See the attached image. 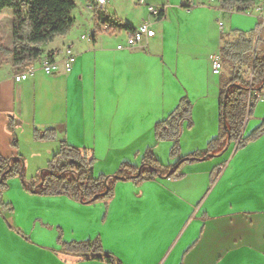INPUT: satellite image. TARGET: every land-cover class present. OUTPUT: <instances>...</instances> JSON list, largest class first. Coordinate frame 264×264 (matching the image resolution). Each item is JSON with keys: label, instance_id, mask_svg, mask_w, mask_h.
<instances>
[{"label": "crops", "instance_id": "obj_1", "mask_svg": "<svg viewBox=\"0 0 264 264\" xmlns=\"http://www.w3.org/2000/svg\"><path fill=\"white\" fill-rule=\"evenodd\" d=\"M75 1V26L42 46V56L31 65L37 67L34 75L18 81L15 77L25 69L16 71L10 58L0 65V155L23 156L28 180L38 177L36 170L48 165L63 141L94 151L95 176L116 170L121 162L141 166L144 152L153 146L162 164L175 165L178 158L169 157L173 142L156 143L155 125L184 95L193 103L194 125L182 133L181 154L206 148L218 136L220 113V74L212 71L210 57L219 55L227 25L255 27L256 18L262 19L255 9L261 2L248 5V13L238 4L242 14H234L235 5L218 0H145L139 21L128 23L137 28L150 21L155 35L142 47L119 49L126 30L118 38L97 31L91 38L77 36L79 26L101 28L94 6ZM148 5L164 7V19L151 14ZM0 45L13 46L11 9L0 13ZM68 48L76 53L70 72ZM49 56L58 64L55 74L40 66ZM11 116L18 148L12 146ZM263 120L264 94L244 135ZM34 128H53L57 137L36 140ZM236 147L233 142L224 153L186 163L180 178L140 185L118 180L108 202L35 194L13 177L2 197L14 212L0 214V264H111L65 261L57 253L60 232L66 242L99 238L122 264H264V134Z\"/></svg>", "mask_w": 264, "mask_h": 264}, {"label": "trees", "instance_id": "obj_2", "mask_svg": "<svg viewBox=\"0 0 264 264\" xmlns=\"http://www.w3.org/2000/svg\"><path fill=\"white\" fill-rule=\"evenodd\" d=\"M87 1L95 7L100 22L126 30L128 34L136 31L130 23L104 12L96 4V0ZM255 1L220 0L224 6L242 4L243 7H249L248 5ZM75 8V0H0V13L4 9H11L13 15V46L8 49L0 45V65L10 58L16 71L31 67L42 56L43 45L70 32L75 22L73 16ZM159 9L157 18L161 20L165 17V9L164 7ZM222 40L219 55L226 71L222 70L220 73L219 132L206 148L186 156L181 154L182 133L185 128L194 125L193 103L187 95H184L174 111L155 125L157 143L173 142L170 153L172 158H178L175 165H163L156 157L153 146L144 152L142 162L144 166L141 170L140 166L123 162L115 174L96 177L94 151L90 148L75 147L63 141L60 150L49 161L41 176L28 180L23 156L0 155V214L6 217V213L14 212L13 206L6 204L2 198L9 187V180L13 177H19L25 188L35 194L66 195L83 203L108 202L114 197V187L118 180H132L140 185L146 180L163 176L180 178L183 175L182 167L186 163L209 159L221 153L227 146L229 134L231 143L237 144L236 150L261 137L264 134V120L248 136L244 135V130L247 120L254 115L255 106L264 94V48L262 47L264 25L262 26L260 22L253 29H233L222 34ZM49 58L54 60L53 56ZM232 84L236 85L228 89ZM9 128L14 136L12 146L18 148L19 139L15 131L14 116L10 118ZM33 134L36 140H53L57 137V131L53 128L47 130L34 128ZM220 174L219 168L215 174H212L211 182L214 183ZM42 178L44 182L39 185ZM8 224L14 228L10 222ZM58 243L61 248L57 253L65 261L96 259L111 264H122L117 256L104 249L99 238L66 242L60 232Z\"/></svg>", "mask_w": 264, "mask_h": 264}, {"label": "built area", "instance_id": "obj_3", "mask_svg": "<svg viewBox=\"0 0 264 264\" xmlns=\"http://www.w3.org/2000/svg\"><path fill=\"white\" fill-rule=\"evenodd\" d=\"M140 3H145V0H139ZM96 4H103V6L108 7L109 0H96ZM252 6V5H251ZM250 7H242L243 11H250L252 8ZM95 8V7H94ZM255 9L261 13V18L264 19V5H257ZM148 10L151 14L157 16L160 12V9L155 7L154 5H148ZM100 28H103L105 31H114L119 28L113 27L110 24L102 23L99 21ZM138 30V37H131V34H127L126 43L119 44V49L124 48H134V47H142L146 44V40L155 35V30L150 21L143 22L140 26L136 28ZM91 38L92 36L83 35L82 38ZM211 63H212V71L216 74H220L223 70V64L220 59V55H211ZM76 59V56L73 54L72 49L68 48L67 57L65 61L66 71L70 72L72 70V65ZM41 68L47 72L48 74H55L58 71V64L55 60H51L50 58H46L41 61ZM37 67L31 66L27 68L22 73L18 74L15 78L20 81L22 79H26L35 74Z\"/></svg>", "mask_w": 264, "mask_h": 264}, {"label": "rangeland", "instance_id": "obj_4", "mask_svg": "<svg viewBox=\"0 0 264 264\" xmlns=\"http://www.w3.org/2000/svg\"><path fill=\"white\" fill-rule=\"evenodd\" d=\"M148 1V0H147ZM173 2L174 1H178V0H172ZM166 3L170 2L168 0H165ZM218 4H222L220 2V0H218L217 2ZM223 5V4H222ZM236 6L235 10L233 11V13L235 14H242V11L238 10L237 7H238V4H234ZM242 5V4H241ZM240 4L239 6L242 7ZM146 5H144L143 3H140L139 0H116L114 1L113 3H111L110 5H108L107 8L109 9H103L104 12L107 13V10L109 13H112V14H115L116 16H119L121 18V20H125L127 22H130V23H137V21H139L141 15L144 13V8H145ZM229 6V5H228ZM227 6V7H228ZM194 7V6H193ZM226 8V7H225ZM102 9V8H101ZM248 13V11H246ZM257 19V22H256V26L259 25V23L261 22L262 26L264 25V20H260L259 18H256ZM227 19L226 17H223L222 18V23L226 22ZM245 23H247V20L245 19L244 20ZM98 25H99V22H98ZM75 25L72 26V28L70 29V32L71 30L73 29ZM79 26V29L77 30V36L79 38L82 37L83 34L85 35H88V36H91L94 34V31L97 33H103L104 35L108 36V37H113V38H118V37H121V36H125L124 34L120 35L122 33V30L120 29H117V30H110V31H105L103 30V28H101V30H99L97 27L94 29H90L88 26H85V27H81ZM155 29L158 30L160 28V25L157 23L156 25H154ZM254 27V28H255ZM233 29H242V30H245L243 28H239V27H235L233 26V28H229V26L227 25L226 27V30L223 32V34L227 33V32H230L232 31ZM99 31V32H98ZM125 33V32H124ZM75 36V37H77ZM91 40V39H90ZM92 41V40H91ZM4 46V45H2ZM262 47L264 48V43L262 44ZM220 52V51H219ZM73 53H75V51L73 50ZM7 61V60H6ZM6 68V66H4ZM16 70V69H15ZM21 70V69H20ZM223 70L226 71V68L224 67ZM163 142V141H162ZM156 143H157V140H156ZM171 151V149H170ZM169 151V157L171 159H176V158H172L171 157V153ZM96 157V156H95ZM96 162H97V158H96ZM95 162V163H96ZM123 162H121L118 167L116 168V170L114 171H109L108 173H98V175H96V177H99V176H102V175H105V176H108V175H113L115 174L121 167ZM142 163V162H141ZM164 165V164H163ZM140 166V165H139ZM47 166L45 167H41L39 170H36V174H38V176H41V173L43 172L44 169H46ZM26 173V176H27V171H25ZM21 180V179H20Z\"/></svg>", "mask_w": 264, "mask_h": 264}, {"label": "water", "instance_id": "obj_5", "mask_svg": "<svg viewBox=\"0 0 264 264\" xmlns=\"http://www.w3.org/2000/svg\"><path fill=\"white\" fill-rule=\"evenodd\" d=\"M234 85H236V84H232V85H230V86L228 87V89H229L230 87L234 86ZM230 143H231V141H230V134H229V139H228L227 146L223 149V151H222L221 153H224V152L228 149ZM143 166H144V165H141V166H140V170L142 169ZM163 177H166V176H163ZM43 182H44V179L42 178V180H41V182H40L39 185H42Z\"/></svg>", "mask_w": 264, "mask_h": 264}, {"label": "bare ground", "instance_id": "obj_6", "mask_svg": "<svg viewBox=\"0 0 264 264\" xmlns=\"http://www.w3.org/2000/svg\"><path fill=\"white\" fill-rule=\"evenodd\" d=\"M261 2L260 5H264V0H256L255 2ZM100 8L105 9V6L103 4H97ZM101 10V9H100ZM131 37H138V30H136L134 33L131 34Z\"/></svg>", "mask_w": 264, "mask_h": 264}]
</instances>
